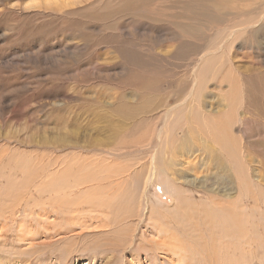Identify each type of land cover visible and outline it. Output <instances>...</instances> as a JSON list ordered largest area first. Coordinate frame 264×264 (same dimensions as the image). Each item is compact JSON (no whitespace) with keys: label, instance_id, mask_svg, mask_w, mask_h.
<instances>
[{"label":"rangeland","instance_id":"rangeland-1","mask_svg":"<svg viewBox=\"0 0 264 264\" xmlns=\"http://www.w3.org/2000/svg\"><path fill=\"white\" fill-rule=\"evenodd\" d=\"M0 264H264V0H0Z\"/></svg>","mask_w":264,"mask_h":264},{"label":"bare ground","instance_id":"bare-ground-1","mask_svg":"<svg viewBox=\"0 0 264 264\" xmlns=\"http://www.w3.org/2000/svg\"><path fill=\"white\" fill-rule=\"evenodd\" d=\"M216 126H218V127H216L217 130H220V126H219V125H216ZM223 130H224V129H223ZM212 132H213V131H212ZM226 135H227V134H226ZM215 139H216V138H215ZM217 139H219V136L217 137ZM225 140H226V139H225ZM218 141H220V140H218ZM219 164H222V163L220 162ZM122 177H123V176H122ZM126 198H127V197H126ZM184 198H185V197H184ZM184 198H183V196H182L181 199L178 198V197H177V199H174V200H175L174 202L176 203V207H180V206L182 205V203L185 202V201H184ZM96 201H97V200H96ZM49 202H50V201H49ZM185 203H186V202H185ZM185 203H184V204H185ZM101 204H102V203H101ZM43 209H44V208H43ZM167 214H168V213H167ZM167 214H166V215H167ZM232 216H233V215H232ZM166 217H167V216H166ZM231 220H232V219H231ZM214 222H215V221H214ZM234 222L236 223V220H234V221L232 220V221H231V223H234ZM228 223H229V222H228ZM227 225H228V224H227ZM155 234H156V235L159 234V231L156 230V231H155ZM157 237H158V236H157ZM159 244H160V243H159Z\"/></svg>","mask_w":264,"mask_h":264}]
</instances>
